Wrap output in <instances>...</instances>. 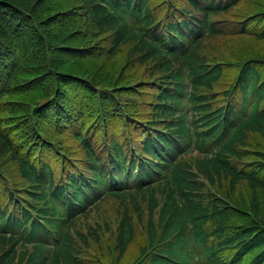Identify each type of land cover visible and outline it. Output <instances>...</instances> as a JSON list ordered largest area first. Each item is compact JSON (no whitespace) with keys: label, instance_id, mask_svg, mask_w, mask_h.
I'll use <instances>...</instances> for the list:
<instances>
[{"label":"trees","instance_id":"16d2710c","mask_svg":"<svg viewBox=\"0 0 264 264\" xmlns=\"http://www.w3.org/2000/svg\"><path fill=\"white\" fill-rule=\"evenodd\" d=\"M0 264H264V0H0Z\"/></svg>","mask_w":264,"mask_h":264}]
</instances>
